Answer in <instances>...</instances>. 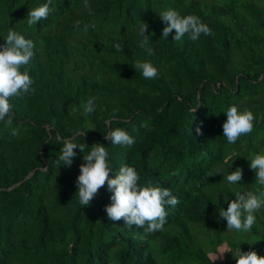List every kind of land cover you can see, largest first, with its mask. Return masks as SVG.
Wrapping results in <instances>:
<instances>
[{
	"label": "trees",
	"instance_id": "trees-1",
	"mask_svg": "<svg viewBox=\"0 0 264 264\" xmlns=\"http://www.w3.org/2000/svg\"><path fill=\"white\" fill-rule=\"evenodd\" d=\"M47 2L0 0V45L9 29L35 45L24 66L35 91L10 98L13 122L0 121V264H236L232 252L249 247L264 256V208L248 233L219 216L232 193L259 187L250 160L264 154V0H52L47 19L29 27V11ZM170 9L199 17L214 35L163 37L159 13ZM142 23L151 56L139 46ZM137 60L152 62L157 77L144 78ZM89 99L95 110L86 115ZM231 105L256 117L234 144L222 127ZM117 127L133 145L105 138ZM65 140L85 146L70 167L59 161ZM93 144L109 153V178L132 166L139 184L179 200L165 206L163 231L110 221L107 184L79 203ZM236 168L242 180L229 184ZM221 243L230 252L214 263L207 254Z\"/></svg>",
	"mask_w": 264,
	"mask_h": 264
},
{
	"label": "clouds",
	"instance_id": "clouds-1",
	"mask_svg": "<svg viewBox=\"0 0 264 264\" xmlns=\"http://www.w3.org/2000/svg\"><path fill=\"white\" fill-rule=\"evenodd\" d=\"M51 2L52 0H48L47 3L29 11L27 16L29 27L41 19H47ZM85 7H88L87 3H85ZM159 15L161 20L167 24L162 31V36L165 38L173 30H175L174 41H180L185 34H188L192 41L199 39L201 34L214 35L209 26L195 15L182 16L178 11L171 9L161 12ZM93 27L95 26L93 25ZM147 28V23L141 24L139 35L142 39L139 46L151 56L154 52L149 46L148 36L144 34ZM85 31H87V26H85ZM34 47L32 40L26 39L12 29H9L6 35L5 44L0 45V121H5L6 127L11 126L13 122V105L10 103V98H23L35 91L31 87L33 80L29 75V69L24 67L33 58ZM115 47L118 51L123 50L121 44H117ZM22 67H24L23 71H21ZM134 68L140 70L146 79H153L158 75V69L147 60H137ZM94 110V99H89L84 112L87 115ZM225 114L227 119L222 127L223 136L226 137L228 143L234 144L240 136L247 135L253 130V122L256 117L250 109L241 111L237 106L231 105ZM196 131L200 133L199 128ZM11 135H19V129L13 128ZM105 138L114 145L131 146L135 142L127 131L119 127L111 129ZM77 148L84 152L85 146L78 145L72 140L64 141L59 156V161L63 166L70 167L72 165L73 158L77 155L74 150ZM108 156L109 153L102 144H93L91 151L84 155V163L80 166V174L77 178L79 203L82 206L90 205L98 191L107 184V191L112 194L110 196L111 203L105 208L110 221L123 220L125 226L129 228H143L147 223L149 232L163 231L167 217L165 206L175 207L179 200L167 188L139 184L140 176L132 166H120L115 178H109L112 168L109 166ZM250 168L255 172V181L259 187L256 191H235L232 193L235 199L230 202L225 196V201L228 202L227 210L223 208L219 210V216L226 220L228 230L250 232L255 223V213L264 208V154H255L250 160ZM226 180L229 184H238L242 180V169L236 168L227 175ZM232 254L236 264H264V256L258 255L254 250L243 252L238 248Z\"/></svg>",
	"mask_w": 264,
	"mask_h": 264
},
{
	"label": "rangeland",
	"instance_id": "rangeland-1",
	"mask_svg": "<svg viewBox=\"0 0 264 264\" xmlns=\"http://www.w3.org/2000/svg\"><path fill=\"white\" fill-rule=\"evenodd\" d=\"M250 251L254 250L257 252V254L259 255V252L251 247H249ZM227 247L224 243H221L219 246L216 247L215 252H208L207 256L214 262V263H218L220 261L224 260V252L227 251ZM224 253V254H223ZM223 254V255H222ZM220 255H222V257H219ZM218 257V258H217Z\"/></svg>",
	"mask_w": 264,
	"mask_h": 264
}]
</instances>
